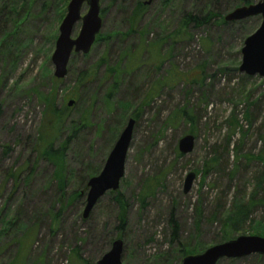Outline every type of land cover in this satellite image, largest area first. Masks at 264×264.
Returning <instances> with one entry per match:
<instances>
[{"label":"rangeland","instance_id":"1","mask_svg":"<svg viewBox=\"0 0 264 264\" xmlns=\"http://www.w3.org/2000/svg\"><path fill=\"white\" fill-rule=\"evenodd\" d=\"M62 1L28 0L14 13L0 0V216L19 219L0 239V264H96L117 239L122 264H181L240 236L264 238V82L238 71L261 18L224 21L259 0H101L99 34L118 35L72 55L58 80L50 57ZM136 2L145 8L128 33ZM186 13L210 17L180 30ZM129 118L118 190L83 218L87 190L76 201L72 193L81 177L99 174ZM186 135L194 147L181 155ZM68 137L62 194L74 202L60 211L54 165L41 153ZM217 264H264V256Z\"/></svg>","mask_w":264,"mask_h":264},{"label":"water","instance_id":"2","mask_svg":"<svg viewBox=\"0 0 264 264\" xmlns=\"http://www.w3.org/2000/svg\"><path fill=\"white\" fill-rule=\"evenodd\" d=\"M154 0H147L149 5ZM86 12L82 15L83 7ZM259 16V27L243 42L241 48V62L239 73L248 77L258 76L264 82V0L255 4L235 8L224 17L225 22L242 21L250 17ZM80 22L77 35L72 38L74 26ZM102 20L100 17V0H69L65 8V15L58 27L54 50L50 57L53 65V77L60 80L67 74V65L72 55H86L90 52L96 37L100 33ZM74 102L69 101L67 106ZM135 121L129 118L119 133L106 161L98 175L87 181V192L82 217L86 218L94 205L107 192L118 190L124 175L125 158L132 138ZM194 147V137L183 136L178 142V151L186 155ZM194 175L188 173L183 181V193L191 188ZM123 243L117 239L111 248L96 264H122L121 254ZM264 256V238L257 236H240L205 249L200 254L185 256L181 264H217L222 259H239L249 255Z\"/></svg>","mask_w":264,"mask_h":264},{"label":"trees","instance_id":"3","mask_svg":"<svg viewBox=\"0 0 264 264\" xmlns=\"http://www.w3.org/2000/svg\"><path fill=\"white\" fill-rule=\"evenodd\" d=\"M24 1L26 2L24 4V8H26L28 6L27 5V1L28 0H8L11 11H13L15 13L16 12L15 11V7L20 5L19 3L22 4ZM166 1L169 2L170 0H166ZM240 1H241V3L243 5L249 4V2L247 0H240ZM62 2L65 3L66 0H63ZM100 2H101V0H100ZM135 6H136V8L134 9L132 15L128 19V23H129V26H130L129 29H128L129 31L127 30L128 33L133 31V29H134L133 28L134 27V21L136 20L137 16L141 13V11L145 8L143 3H140V2H136ZM22 8H23V6H22ZM102 15H103V10L102 11L100 10V17ZM209 17H210L209 13H208L207 16H203L202 18L192 17L191 13L183 14L182 19H181V23H180V30H185L189 25H191V22L196 24V25L198 24V21L199 22H205V21L209 20V19H207ZM98 35H99L98 39L96 37V40H95L94 44L97 43L98 41L103 40V39L113 38V37L117 36L118 34L116 33L113 36H107V37H104V36H102L100 34H98ZM6 40L3 41V44L6 43ZM73 56H75V55H73ZM82 56H85V55H82ZM74 104H75V102H74ZM63 117L64 116H61L62 119H63ZM71 129H73V126H71ZM118 131H119V128H116V130H113V134L111 136L110 143H112V141L116 138V136L118 134ZM72 137H74V134L72 135ZM70 139H71V137H68L67 141H65V143L62 144V146L60 148H58L57 150H54V151L52 150V145L49 144V146H47L46 149L41 153L42 157H44L47 160L50 159L52 161L53 165H54L53 167H54L55 170L53 172L52 177L56 181L57 189L60 192V197L58 198V203H60V205H61L60 206V211L63 210L65 207H67L69 204H72L74 201L78 200L81 197V193H84L87 190L86 178H88V176L87 177L84 176V178L83 177L80 178V185L82 187L81 191L76 190L75 192L72 193V195H75L74 201H70V197H68L66 200H64V196H63L62 192H63V189H64V187L66 185L67 180H68L67 179L68 176H66V174L63 173L62 165H63L64 156H65L66 144L69 142ZM20 172H22V171H20ZM20 172L11 175L14 178L15 187L18 184V178H19ZM90 176L91 175H89V177ZM113 193H115V192H109V194H111V195ZM118 202H119L120 205H122L121 201H118ZM18 222H19L18 218L10 217L9 215H7L5 217L4 216H2V217L0 216V227H1L0 228V239L6 233H8L9 229L14 228L18 224ZM120 222H121V227H122L123 223H124V220L122 218H120ZM175 231L176 230L174 229V234H175ZM21 243L22 242L20 241L19 244H21ZM73 254L77 257V251L76 250H73Z\"/></svg>","mask_w":264,"mask_h":264}]
</instances>
